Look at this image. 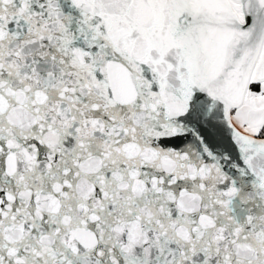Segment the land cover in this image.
Masks as SVG:
<instances>
[{
    "label": "snow or ice",
    "instance_id": "obj_1",
    "mask_svg": "<svg viewBox=\"0 0 264 264\" xmlns=\"http://www.w3.org/2000/svg\"><path fill=\"white\" fill-rule=\"evenodd\" d=\"M0 264H264V0H0Z\"/></svg>",
    "mask_w": 264,
    "mask_h": 264
}]
</instances>
